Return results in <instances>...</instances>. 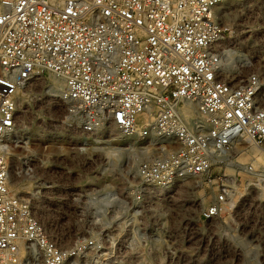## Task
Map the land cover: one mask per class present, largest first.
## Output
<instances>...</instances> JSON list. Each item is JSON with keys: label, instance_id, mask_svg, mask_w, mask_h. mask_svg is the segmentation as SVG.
I'll return each instance as SVG.
<instances>
[{"label": "built area", "instance_id": "2783aa9c", "mask_svg": "<svg viewBox=\"0 0 264 264\" xmlns=\"http://www.w3.org/2000/svg\"><path fill=\"white\" fill-rule=\"evenodd\" d=\"M255 64L264 0H0V264H161L179 188L190 208L189 190L213 183L243 140V154L264 148V72L244 73ZM45 72L64 80L71 135L55 146L65 152L49 155L48 143L15 163L18 92ZM112 135L152 153L119 178L103 168L114 195L97 232L89 151ZM234 198L216 190L201 216L234 212Z\"/></svg>", "mask_w": 264, "mask_h": 264}, {"label": "rangeland", "instance_id": "374dc122", "mask_svg": "<svg viewBox=\"0 0 264 264\" xmlns=\"http://www.w3.org/2000/svg\"><path fill=\"white\" fill-rule=\"evenodd\" d=\"M245 66L244 73L253 68H261L264 72V64ZM42 76V81L37 76L21 89L20 95L24 96L25 100L19 106V136L23 139L25 147L18 151L20 156L27 154L28 149H33L36 144L40 147L36 153L31 154L32 156L41 154L48 143L49 155L58 151L65 152V149H56L55 146H65L63 137L71 135L62 125V121L65 120L63 102L60 101L59 95L49 90L50 84L57 78L49 72ZM37 132H55L56 138L45 140L31 136ZM54 139L55 144L51 142ZM76 141L80 142L81 139L78 137ZM128 141L137 144L135 139L127 140L115 135H112L110 143L104 141L93 143L94 149L89 151V156L96 160L94 182L99 191L95 197H102L106 190L102 188L107 187L109 173L103 168L108 162L111 164L112 161H116L118 169L115 168L117 171L113 173L116 178L120 177V174H125L126 167L129 169L130 163L125 164L127 160L132 163L129 147L136 150L137 146L135 144L132 146ZM242 142L230 152L232 162L221 163L220 166L213 168L215 179L213 183L207 182L198 187L196 184V187L189 190L195 195L196 205L190 208L188 203L180 205L179 203L190 196L185 185L183 192L179 188L174 200L175 206H171L170 210L173 221L169 222L168 234L171 237L165 240L164 252L156 256L161 259V264H264V148L252 146L250 151L254 150L255 154H251L250 151L243 154L247 144L244 140ZM117 148L122 150L118 151ZM112 150L116 154L119 152L117 159L110 155ZM142 159L144 158L134 159L133 162L137 164ZM221 188H227L235 195L231 204L232 210H235L234 212L230 210L231 213L223 212L218 219L210 223L201 216V207L207 205L213 193ZM96 208H98L96 230L104 231L106 205H97ZM169 250L171 253H168Z\"/></svg>", "mask_w": 264, "mask_h": 264}, {"label": "bare ground", "instance_id": "6f19581e", "mask_svg": "<svg viewBox=\"0 0 264 264\" xmlns=\"http://www.w3.org/2000/svg\"><path fill=\"white\" fill-rule=\"evenodd\" d=\"M260 70V69H259ZM54 77H56L57 79H54L53 80V82L50 84V88H49V90L51 91V92H54L56 95H61V92H62V90H63V88H64V80H63V78H61V77H58V76H56V75H54V74H52ZM39 78V80L40 81H42V79H43V76L42 75H39L38 76ZM21 89L22 88H20L19 89V92H18V107L24 102V100H25V97L24 96H22V95H20V93H21ZM262 99L264 100V96H262ZM188 108H189V111L190 112H196L197 111V107H196V104L195 103H189L188 104ZM51 126H53V125H51ZM65 128V127H64ZM63 128V129H64ZM59 130H61V129H59ZM55 132H50V133H46V132H37V133H32L31 134V136H37L38 138H41V139H45V140H48V139H53V138H56L55 137ZM15 135H20V131L19 130H17V132L15 133ZM138 136V135H137ZM121 138H124V139H126V138H128V137H125V136H122ZM128 140V139H127ZM131 141V140H130ZM130 141H128L129 143H131L132 144V146L136 143H133V142H130ZM136 146H137V149L135 150V149H131V147H129V150H130V154H129V156L130 157H132L131 159H132V163L130 162V161H126V163L125 164H128V163H130V165H128L129 166V169L128 170H132V169H134L135 167H136V164L133 162V160L134 159H139V158H145V157H147L148 155H150L152 152V150H150L146 145H139V144H135ZM49 147H50V145H48ZM40 147V145H38V144H36V147H34L33 149H28V152H27V156L29 157V156H31V154H33V153H36V151H37V149ZM116 150H118V151H120V150H122L121 148H117ZM51 152V151H50ZM250 153L251 154H255V151L254 150H251L250 151ZM245 154V153H244ZM111 156H114L116 159L119 157V152L116 154V153H114V150H112L111 151V154H110ZM143 156V157H142ZM19 159H20V155H19V153H17V152H15V154H14V157H13V160H14V162L16 163V162H18L19 161ZM122 164V163H121ZM124 164V165H125ZM111 166L113 167V168H117V163H116V161L114 160V161H112V163H111ZM127 165H125V167H126ZM123 167V166H122ZM126 168H128V167H126ZM105 170V169H104ZM117 171V170H116ZM123 172V171H122ZM119 174V173H118ZM115 175V174H114ZM121 175V174H120ZM118 176V175H117ZM12 177H13V181L14 182H17V179H16V173L15 174H13L12 175ZM118 178H119V176H118ZM32 185H33V183L32 182H30V181H27V182H23L22 184H21V186H18V190H31L32 189ZM185 186H187L188 184L186 183V184H184ZM184 185L182 186V187H180V191H184L185 189H184ZM102 189H106L105 190V192H103V196L102 197H100V198H98V197H96V202H95V206L97 207V205L99 206H101V205H103V204H105L106 205V203L107 202H109L110 200H111V196H113L114 194H112L111 196L110 195H108V191H107V187L105 188H102ZM101 189V190H102ZM107 191V192H106ZM99 199V200H98ZM98 209V208H97ZM36 211H37V213H38V215L41 217V215H42V212H43V209H42V207H41V205H38L37 207H36ZM98 211V210H97ZM43 217H44V220L45 221H49V220H51V218H52V213L50 212V211H47V212H45L44 213V215H43ZM189 256V255H188ZM191 261V260H190Z\"/></svg>", "mask_w": 264, "mask_h": 264}]
</instances>
